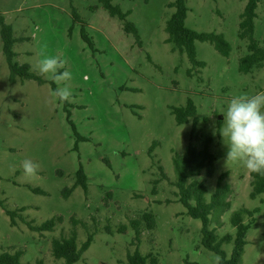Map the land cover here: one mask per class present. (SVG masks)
Returning <instances> with one entry per match:
<instances>
[{
  "label": "rangeland",
  "instance_id": "obj_1",
  "mask_svg": "<svg viewBox=\"0 0 264 264\" xmlns=\"http://www.w3.org/2000/svg\"><path fill=\"white\" fill-rule=\"evenodd\" d=\"M175 1L112 0L128 14L120 21L98 0H0V15L13 27L14 37L22 39L14 45L15 62L29 65L44 80L42 85L21 78L11 83L0 28V254L22 250V264H66L52 256L51 242L68 237L75 219L81 223L76 228L79 247L94 234L76 264H127L136 251L152 255L156 264H215L218 255L202 245V222L187 214L173 185L174 157L184 156L191 142L202 149L211 138L216 173L208 177L203 172L196 179L207 186L208 201L227 172L231 192L230 209L215 208L210 228L220 237L235 235L233 213L259 209L241 264H264V195L251 198V173L226 161L228 141L220 133L233 96L264 91V67L249 74L239 70L240 59L248 54V41L239 37L247 0H186V27L222 34L231 46L225 57L214 45L195 42L196 59L204 67L167 42ZM257 15L254 37L263 45L264 0ZM126 22L135 26L138 43L125 32ZM42 51L68 61L72 79L59 86L70 87L71 102L54 97L52 85H58L38 74ZM188 100L197 107L193 141V121L178 125L172 114V108ZM25 159L39 164L35 176L24 175ZM80 168L87 191L75 186ZM65 190H72L68 197ZM5 210L16 212V226ZM144 213L154 215L156 229L143 224L137 235L131 221ZM51 220L56 222L53 232L28 227ZM222 249L230 258L233 245Z\"/></svg>",
  "mask_w": 264,
  "mask_h": 264
},
{
  "label": "trees",
  "instance_id": "obj_2",
  "mask_svg": "<svg viewBox=\"0 0 264 264\" xmlns=\"http://www.w3.org/2000/svg\"><path fill=\"white\" fill-rule=\"evenodd\" d=\"M99 3L106 9L112 17L118 18L120 21H126L128 14L121 11L118 6L113 5L112 0H98ZM260 0H247V4L244 12L240 17L239 24V37L242 40L248 41V54L240 59L239 70L243 74L251 73L255 68L264 67V43L260 44L255 40V20L258 17L257 9ZM170 7L176 9L175 13L168 20L166 25V32L168 34V43L174 45V50H178L180 53L186 52L189 60L198 66L204 67L205 64L198 62L196 59L195 42H208L216 48L223 56L228 57L231 53V46L225 40L222 34L217 33H197L186 27V19L188 14V7L186 0H176ZM0 28L1 37L3 43V53L6 57V61L11 73L10 81L12 84L16 82L17 78L22 80H33L40 85L44 84V80L41 76H37L31 72L29 65H19L15 62L16 54L14 52V45L21 42L22 39L14 37L13 27L5 22V19L0 15ZM125 32L133 34L138 41V33L135 26L126 22L124 25ZM83 39L91 45L90 39L83 35ZM53 91L56 89L55 85H52ZM172 114L175 116L176 123L183 125L193 121L194 130L192 131L191 141L197 126V107L192 100H188L184 107L172 108ZM72 123V122H71ZM73 129H75L73 127ZM213 139L207 138L202 143V149L195 147L192 142L188 145L184 156L174 157V169L176 173L177 181L173 184L178 189V199L184 205L187 210V214L202 222V245L216 253L221 257V264H241V259L244 253V247L246 243L247 233L251 228V225L255 221V215L259 213V209L250 211L243 208L237 212H234L231 217V224L235 229V235L227 234L220 237L216 234L215 230L210 228V214L212 211L221 207L224 210L230 209V203L227 201L231 192V186L226 183L228 173H223L219 176L216 188L210 197V200H206L208 194V188L205 183L198 181L196 178L204 172L208 177H213L217 169V158L211 152V145ZM162 179L166 176L163 169ZM251 198L255 199L260 195H264V175L251 173ZM159 181L154 182L153 193L156 194V187ZM75 186H81L85 191L88 190V179L83 169L80 168L76 174ZM39 193V190H34ZM72 190H65L64 196L68 197ZM0 206H3L0 201ZM25 209L19 210L24 211ZM6 214L11 218V225L16 226V212L5 210ZM246 218H250V223H245ZM73 224V231L68 237L54 238L51 242L52 256L56 260H64L66 264H76L81 260L83 254L90 248L94 234H88L87 240L79 247L77 244V231L76 228L81 223L75 219L71 220ZM143 224L146 225L148 230L156 229L155 217L151 213H144L138 219L131 221V226L136 230L137 235H140V230ZM83 228H87L86 223L82 224ZM28 227L32 231H38L41 233L53 232L56 227L54 220L45 222L40 227L36 228L32 223H28ZM126 226L120 228L121 232H124ZM224 244H232L233 252L230 258L227 257L226 252L222 249ZM24 255L22 250H17L12 253L3 252L0 254V264H22L21 259ZM152 255L143 256L139 251H136L133 255L128 256L127 264H146L147 261H151L152 264H156L157 260L151 257ZM40 263V262H39ZM189 264V263H188Z\"/></svg>",
  "mask_w": 264,
  "mask_h": 264
},
{
  "label": "clouds",
  "instance_id": "obj_3",
  "mask_svg": "<svg viewBox=\"0 0 264 264\" xmlns=\"http://www.w3.org/2000/svg\"><path fill=\"white\" fill-rule=\"evenodd\" d=\"M41 56L38 74L47 76L58 85L53 92L54 97L62 103L71 102L70 87L66 84L59 86L72 79V73L66 70L68 61L62 54L49 56L42 51ZM223 117L220 133L228 141L226 161L240 163L250 173L264 175V91L251 96L247 93L233 96ZM22 169L24 175L31 177L38 173L40 166L31 159H25ZM215 264H221V257H215Z\"/></svg>",
  "mask_w": 264,
  "mask_h": 264
}]
</instances>
